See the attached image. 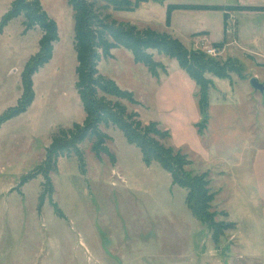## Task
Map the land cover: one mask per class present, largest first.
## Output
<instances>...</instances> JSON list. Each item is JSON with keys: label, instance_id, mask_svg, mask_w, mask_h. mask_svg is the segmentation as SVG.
Returning a JSON list of instances; mask_svg holds the SVG:
<instances>
[{"label": "rangeland", "instance_id": "rangeland-1", "mask_svg": "<svg viewBox=\"0 0 264 264\" xmlns=\"http://www.w3.org/2000/svg\"><path fill=\"white\" fill-rule=\"evenodd\" d=\"M39 1L59 39L51 61L32 77V104L0 127V264H264V94L250 86L253 78L264 84V0H149L112 13L118 22L178 37L186 48L190 42L167 29L176 11L168 15L169 5L227 7L225 19L235 15L238 43L228 49L231 56H221V48L219 56H209L224 64L228 78L205 75L212 85L201 132L199 87L175 60L151 51L165 68L159 78L122 48L98 65L102 76L138 102L119 100L127 113L167 130L170 139L158 141L185 155L188 171L207 174L219 241L192 216L187 191L173 185L159 164L146 166L140 150L113 125L100 126L112 157L97 158L95 138H88L78 145L83 172L70 156L57 160L49 184L37 173L53 137L85 119L75 88L73 11L67 0ZM11 2L0 0V22ZM182 12L192 27L222 26V11ZM175 27L185 24L176 20ZM41 35L39 28L25 33L22 16L0 32V115L17 105L21 73ZM210 48L216 47L195 51L206 55Z\"/></svg>", "mask_w": 264, "mask_h": 264}, {"label": "trees", "instance_id": "trees-1", "mask_svg": "<svg viewBox=\"0 0 264 264\" xmlns=\"http://www.w3.org/2000/svg\"><path fill=\"white\" fill-rule=\"evenodd\" d=\"M145 1L149 0H136L134 5L132 0H67L74 15L73 46L77 61L75 88L85 119L81 125L76 124L71 130H61L53 137L46 150V158L37 173L42 174L45 183L49 184V173L56 168L57 160L70 156L78 158L83 172V157L78 145L88 138H95L92 151L97 158H100L101 154L112 157L103 146L107 137L100 131V126L113 125L123 132L128 144L140 150L146 166L154 162L159 164L170 174L173 185L187 191L185 204L192 216L211 231L215 241H219L222 233L214 219L216 213L211 211L214 194L210 192L207 174L196 175L188 171L186 168L191 163L187 157L158 141L169 140L170 133L160 129L159 124L154 122L142 125L136 112L128 114L119 100L137 105L133 94L120 89L113 80L102 76L98 71L99 63L113 58L112 51L119 48L129 51L134 62L145 66L153 78H159V71L165 73V68L163 64L153 60L151 51L175 60L179 68L199 87V109L205 119L197 127L200 132L206 127L208 90L212 81L205 78V75L226 79L227 68L224 64L218 65L204 53L188 50L178 39L167 33H158L151 29L140 30L130 23L118 22L112 16L114 12L131 11L139 2ZM175 10L229 11L227 7L218 6L169 5L168 15ZM20 16L23 17L25 33L39 28L42 35L37 53L29 59L21 73V97L15 107L0 115V127L26 112L32 104V77L51 61L53 44L59 39L56 22L43 10L39 0H12L9 10L1 19L0 32L10 21ZM168 24L169 16L167 26ZM222 45L214 44L218 49L222 48ZM107 97L117 101L113 103L107 100ZM27 179L29 177L24 178L21 185H24Z\"/></svg>", "mask_w": 264, "mask_h": 264}, {"label": "crops", "instance_id": "crops-1", "mask_svg": "<svg viewBox=\"0 0 264 264\" xmlns=\"http://www.w3.org/2000/svg\"><path fill=\"white\" fill-rule=\"evenodd\" d=\"M221 14L223 18L222 26H219L217 28H212V27L205 28L199 24L200 26L198 27H192L187 22V17L189 14L182 12V10H176L171 15V23L167 29L171 31V34L173 36L177 37L178 35H181L183 39H185L187 42H190L192 47L187 48L188 50H195L196 48H199L201 46H209L215 43H219V44L222 43L223 47L221 48V56L222 55L225 56L228 53V49L232 45L238 43V39H237L238 38V30H237L238 26H237V23H236V27L234 25L236 17L233 13H232L233 14L232 16L230 14L226 15V19H225L224 12H222ZM206 15L204 14V17H206ZM176 20H179V22H181L182 20V22L185 24V27L183 28L179 27L180 29H177L175 27ZM229 23H233V24H229ZM214 29H216L215 32H214ZM227 29H229V32L227 31ZM233 37H235L234 40L231 42H228L230 38H233ZM230 53L231 52L228 53L229 56H231Z\"/></svg>", "mask_w": 264, "mask_h": 264}, {"label": "water", "instance_id": "water-1", "mask_svg": "<svg viewBox=\"0 0 264 264\" xmlns=\"http://www.w3.org/2000/svg\"><path fill=\"white\" fill-rule=\"evenodd\" d=\"M250 86L255 90L262 94H264V84L259 83L257 79L253 78L250 80Z\"/></svg>", "mask_w": 264, "mask_h": 264}, {"label": "built area", "instance_id": "built-area-1", "mask_svg": "<svg viewBox=\"0 0 264 264\" xmlns=\"http://www.w3.org/2000/svg\"><path fill=\"white\" fill-rule=\"evenodd\" d=\"M227 31L229 32V29H227ZM206 55H208L210 57H217L220 55V51L218 48H210V49L206 50Z\"/></svg>", "mask_w": 264, "mask_h": 264}]
</instances>
